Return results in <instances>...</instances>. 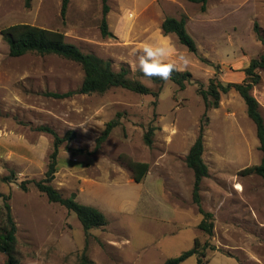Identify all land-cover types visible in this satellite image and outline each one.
<instances>
[{
	"label": "rangeland",
	"instance_id": "obj_1",
	"mask_svg": "<svg viewBox=\"0 0 264 264\" xmlns=\"http://www.w3.org/2000/svg\"><path fill=\"white\" fill-rule=\"evenodd\" d=\"M108 5V37L101 31V0H70L65 17L62 0H31L29 7L26 0H0V31L30 24L63 32L68 43L119 71L135 61V47L165 36V18L185 16L197 54L176 35L167 37L188 57L182 71L192 74L193 83L181 90L172 81L156 85L131 71V80L158 96L113 88L48 97L47 92L80 89L82 67L57 55L13 58L0 34V129L33 150L32 161L0 162V192L10 196L17 224L18 264H79L84 252L93 264H165L191 250L196 239L205 255L200 264H264V180L240 174L259 165L262 152L256 125L235 90L222 94L219 108L207 113L204 160L210 176L200 194L203 208L214 216L212 235L198 228L203 217L193 201L194 173L185 162L206 110L198 89H207L214 78L241 83L243 70L263 51L254 27L258 23L264 31V0H208L205 11L189 0H109ZM260 74L264 83V70ZM117 117L120 125L96 150L97 138ZM43 125L60 137L75 133L60 147L52 185L63 197L102 211L106 227L86 233L74 212L49 202L32 183L45 178L53 151V136L35 129ZM151 127L156 131L149 147L144 135ZM128 160L150 165L143 182L133 180ZM3 177L14 179L3 182ZM23 181L29 182L27 192ZM0 264H8L4 253Z\"/></svg>",
	"mask_w": 264,
	"mask_h": 264
},
{
	"label": "trees",
	"instance_id": "obj_2",
	"mask_svg": "<svg viewBox=\"0 0 264 264\" xmlns=\"http://www.w3.org/2000/svg\"><path fill=\"white\" fill-rule=\"evenodd\" d=\"M103 4V17L101 21V31L104 37L112 36L108 28V14L110 7L109 0H101ZM193 3L201 4L202 10L205 11L208 0H189ZM31 0H26L27 7L30 6ZM70 0H62L61 14L66 16ZM162 32L165 36L174 34L179 42L185 46L189 52L197 54V45L193 37L187 30V17L183 16L181 19L167 17L161 25ZM258 41L263 46V51L259 57L250 61L248 67L243 72L245 78L241 83L229 82L223 84L217 78L211 79L207 89H198V93L202 96L205 104L204 120L201 122L199 134L191 146L185 162L188 168L194 173L193 186V201L198 207L199 213L202 215V220L198 228L205 231L209 235L213 234L214 230V216L211 212L206 211L202 206L201 199V183L205 178L210 176V169L204 160L205 152V127L208 125L209 117L207 115L210 109H217L220 106L222 94H227L235 90L244 100L247 107V114L249 118L256 125L257 136L260 141L259 149L262 152V160L259 165L247 167L243 169L240 174L243 176L256 174L264 180V118L261 112V105L253 95L254 87L257 86L261 80L260 71L264 70V31L256 23L254 27ZM3 40L8 44L9 55L13 58L23 57L27 54L33 53L40 56L57 55L66 60L73 61L79 64L84 71V80L80 89L76 91H69L65 93H45L48 97L56 99H65L76 94H105L113 88H123L141 95H154L150 88L144 85L139 80H131V69L128 65H122L119 71H115L110 61L102 60L96 56L86 54L81 51L79 47L68 43L66 35L63 32L47 29L44 27L30 25V24H16L0 31ZM202 62L209 63L208 60L201 58ZM138 79H147L156 85H163L166 82L159 78H146L139 71L136 72ZM169 81L174 82L181 90H184L187 84L193 83V76L187 71H175ZM197 84H201L197 82ZM203 86V84H201ZM120 116V114H119ZM120 125L118 117L109 121L101 135L96 140V150L108 140L112 131ZM37 131L51 134L54 138L53 151L49 156V163L45 178L40 181H34L38 191L47 196L49 202L56 203L69 212H74L86 233L93 229L104 228L108 225L106 215L99 209L84 205L76 201L74 197H63L53 185L55 175L58 172V156L60 147L65 141L71 140L75 133L69 132L65 137H60L58 133L47 125L35 128ZM156 128L151 127L144 135V142L151 147L153 144L152 137ZM127 165L133 173V180L136 183H141L148 176L150 172V165L145 162H133L128 160ZM14 177H3L2 181H13ZM28 181H23L20 187L23 191H29ZM0 199L3 200V206L0 208V253H4L7 257L8 264H18L17 259V224L12 214V208L8 203L9 195L0 192ZM200 242L195 240L194 247L182 253L179 257L168 259L165 264H181L192 256H199L198 264L201 263V258L205 255L199 251ZM79 264H93L88 259L84 252L80 257Z\"/></svg>",
	"mask_w": 264,
	"mask_h": 264
},
{
	"label": "clouds",
	"instance_id": "obj_3",
	"mask_svg": "<svg viewBox=\"0 0 264 264\" xmlns=\"http://www.w3.org/2000/svg\"><path fill=\"white\" fill-rule=\"evenodd\" d=\"M132 55L135 57L130 64L132 72L139 71L146 78L165 82L171 79L173 72L182 71L189 64L186 54L167 36L143 42L133 49Z\"/></svg>",
	"mask_w": 264,
	"mask_h": 264
},
{
	"label": "crops",
	"instance_id": "obj_4",
	"mask_svg": "<svg viewBox=\"0 0 264 264\" xmlns=\"http://www.w3.org/2000/svg\"><path fill=\"white\" fill-rule=\"evenodd\" d=\"M256 91L259 92V96L257 97L256 95V99L261 105L262 116L264 118V83L262 82V80L257 86L254 87L253 92ZM1 132L2 130L0 129V162L3 161L7 163V159H11L13 157H19L24 161H32L33 150L31 148L27 149L28 147H30V143H28L26 140H21L20 138H14V136L12 138L11 134H9V132L7 131H5V133ZM21 151H23L24 153H22Z\"/></svg>",
	"mask_w": 264,
	"mask_h": 264
}]
</instances>
